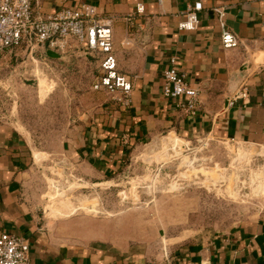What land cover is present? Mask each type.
Instances as JSON below:
<instances>
[{
    "label": "crops",
    "instance_id": "1",
    "mask_svg": "<svg viewBox=\"0 0 264 264\" xmlns=\"http://www.w3.org/2000/svg\"><path fill=\"white\" fill-rule=\"evenodd\" d=\"M36 1L42 16L91 4L101 20L110 19L117 66L133 83L128 105L101 102L85 116L63 152L74 166L90 168L99 179L108 177L138 144L164 130L187 140L209 137L264 146V0H202L193 30L180 29L179 23L195 0ZM139 2L142 14L135 13ZM216 6L225 10V27L240 37L238 47L222 46ZM23 50L1 51L0 67L26 56ZM83 51L98 60V74L99 58ZM172 57L189 86L199 90L194 112L179 105L187 96L162 95L163 71ZM34 163L25 135L0 124V234L22 236L32 264H264V212L227 233L172 242L166 255L136 244L119 249L102 242H64L47 230L45 215L27 195Z\"/></svg>",
    "mask_w": 264,
    "mask_h": 264
},
{
    "label": "rangeland",
    "instance_id": "2",
    "mask_svg": "<svg viewBox=\"0 0 264 264\" xmlns=\"http://www.w3.org/2000/svg\"><path fill=\"white\" fill-rule=\"evenodd\" d=\"M20 56L0 67V124L33 149L27 195L51 234L166 255L172 242L227 233L264 212L263 145L164 130L108 177L74 166L63 155L68 140L118 95L92 88L98 60L76 44L59 58Z\"/></svg>",
    "mask_w": 264,
    "mask_h": 264
},
{
    "label": "built area",
    "instance_id": "3",
    "mask_svg": "<svg viewBox=\"0 0 264 264\" xmlns=\"http://www.w3.org/2000/svg\"><path fill=\"white\" fill-rule=\"evenodd\" d=\"M36 4V0H0V52L22 48L26 50V56L44 60L46 56L43 50L51 49L63 56L76 44L99 58V72L92 82V88L116 93L118 102L128 105L133 83L130 75L117 66L110 19L101 20L91 4H83L80 9L65 8L45 16L38 12ZM202 8V0H195L188 6L184 12L185 20L179 23V28L195 29L199 21L198 12ZM213 10L222 27V46L236 48L242 44L238 34L225 27L224 8L216 6ZM143 12L144 4L137 3L135 13ZM130 42L131 38L126 36L124 44ZM175 61L174 57L170 58V66L163 71L162 95L172 99L187 96V101L179 102V105L194 112L200 103L199 90L189 86L185 74L178 71ZM245 95L246 91L243 92ZM0 264H32L29 243L22 236L2 232ZM201 264L211 263L203 261Z\"/></svg>",
    "mask_w": 264,
    "mask_h": 264
},
{
    "label": "water",
    "instance_id": "4",
    "mask_svg": "<svg viewBox=\"0 0 264 264\" xmlns=\"http://www.w3.org/2000/svg\"><path fill=\"white\" fill-rule=\"evenodd\" d=\"M46 54L50 58H59V57H61V54H59L58 52H56L54 50H51V49H47ZM241 79L239 80V82L241 81Z\"/></svg>",
    "mask_w": 264,
    "mask_h": 264
},
{
    "label": "bare ground",
    "instance_id": "5",
    "mask_svg": "<svg viewBox=\"0 0 264 264\" xmlns=\"http://www.w3.org/2000/svg\"><path fill=\"white\" fill-rule=\"evenodd\" d=\"M256 60H258V59H256Z\"/></svg>",
    "mask_w": 264,
    "mask_h": 264
}]
</instances>
